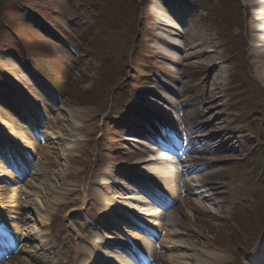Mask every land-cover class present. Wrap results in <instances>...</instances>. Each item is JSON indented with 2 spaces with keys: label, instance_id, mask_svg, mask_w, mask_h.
Wrapping results in <instances>:
<instances>
[{
  "label": "bare ground",
  "instance_id": "1",
  "mask_svg": "<svg viewBox=\"0 0 264 264\" xmlns=\"http://www.w3.org/2000/svg\"><path fill=\"white\" fill-rule=\"evenodd\" d=\"M246 5H248L249 8L253 10V14L251 16V22L249 25L250 28V44H251V64L254 67V72L258 76L260 80L264 81V0H243ZM167 6L164 7V9L160 10L156 6H152V12L157 18L158 24L164 26V28L169 29L170 26H172V21L170 20V17L173 16V12L169 8L170 12L167 10ZM187 21V22H186ZM186 21H180V28H182V31L177 28V31H173V38L170 39L171 46L169 47L170 52L174 55V62L181 64L186 61H195L199 59L205 58V60H208L209 63H212L211 66H208L209 69L207 70L208 79L207 82L210 87V93L212 95L219 94L220 93V86L222 84V74L225 72L223 65V60L217 57V47L216 46H208L210 43H212V39L210 38L209 34L207 32H203L201 25L196 24L192 18L186 19ZM166 26V27H165ZM167 32V31H166ZM204 35L209 41V44L206 45L203 39L201 37ZM208 47L210 49H208ZM197 67H200V64H197ZM150 95L153 97H156L157 94L153 90H150ZM179 96V94H178ZM147 103L143 104L146 105V113H150L154 117L155 120L162 119V124L167 126L174 125V119L170 117L171 112L167 110L166 107H164L161 103L157 102H151L152 100L147 99ZM58 112V111H57ZM30 113V112H29ZM31 114V113H30ZM95 114L90 113V116L85 113L83 115L81 112H79L78 108H70L66 109L64 106L59 109V112L56 116V121L58 123H61V127L56 135L55 138H53L55 141L60 143L59 145L62 147L63 150H68V146L70 145V142L72 139L79 137L76 136L77 134H89L91 130H89L86 127L81 128L80 123L83 122V120L87 119L89 121V118L93 119ZM145 117V116H144ZM2 118H6L9 121H12V118L7 114V112L0 110V120ZM82 118V119H81ZM143 118V115H142ZM143 120V119H142ZM164 120V121H163ZM186 118L184 117H176L175 121L178 122L179 127H176L172 130V133L178 135L182 141L185 143H189L193 146L192 152L195 154H211L210 151H216V150H233L234 145L230 143V140L228 138L229 134H226L224 131L219 130L218 128L214 127L216 123H213L212 128L206 129L204 132V135H198L200 124L195 123L194 126H189L185 124ZM217 121V120H216ZM164 122V123H163ZM4 126L2 123L0 124ZM16 125H9L8 127L4 126L6 130L8 131L9 135L12 137L15 131ZM166 130L168 133H171V129L166 127ZM203 128L200 130L202 131ZM20 139L17 141V145L19 146H26L28 144V140L25 138V135L22 132H19ZM133 136L139 137L141 136V133H132ZM171 138V136H170ZM9 139V138H7ZM77 140V139H76ZM11 144L10 142H7V145L9 146ZM178 145V144H176ZM48 146L43 147V151L46 152ZM82 147H78V149L74 150L75 152H78V150H81ZM81 152V151H80ZM82 152H88V149H83ZM53 153V150L51 151ZM44 158L47 163H49V157L46 156V153L44 154ZM156 156V155H155ZM157 159H160L164 161L163 158L155 157L154 159H148V161H135L133 164H131V168L137 170L139 168V163L143 162H152L156 161ZM205 159L203 158H197L196 161H203ZM183 163V162H181ZM143 173L153 179V178H174L176 180L179 179V176L177 172H175L171 168H164V167H153L151 170L150 168H141ZM182 170H184L183 173L186 174L185 177H183V183L185 184H191L193 189L189 191V195L192 196L194 199H192L193 203H196L198 206L203 207L202 204H214V196H219L224 194L227 189V182H223L219 184L218 186L216 184H212L211 181H207V174L202 175L203 171L198 169H190L185 164L182 166ZM47 172V169L42 168L41 165L36 164L35 165V171L33 176H42L44 173ZM133 172V171H132ZM129 171H116L114 174H111L110 178L108 176V173L102 169L99 172H94L91 174L92 183L89 187L84 188L81 190L82 193H85L89 198L93 194L95 197V200L92 199L96 205L100 206L101 210L105 208H110L113 206L115 199H119L122 201H125L126 199H131L130 197L126 196L125 198H118L116 196V192L112 191V194L108 196L107 194H101L99 192L93 191L92 185L97 180L99 175L102 177H107L110 179V182H107L108 179H99L106 181L104 184L100 185H110V186H117L119 185V179H124L125 181H130L134 184L135 189L138 193L144 194V192H148V187L142 184L140 181L136 180V178L130 174ZM134 175H139L135 171L133 172ZM59 174V173H58ZM5 176V174H2ZM202 175V176H201ZM59 177L62 178V175H59ZM143 178V177H141ZM12 179V178H11ZM99 182V181H98ZM121 184V183H120ZM45 184L42 183L40 187H33L30 184L26 185L28 189H31L29 187H33V189L39 188V192H28L26 196L27 201H25L24 208H29V206H32L35 208V211L39 214V220L43 223L51 210V206L56 201L57 195L62 192L60 185H55L53 183L50 185V187L45 188ZM212 186V187H211ZM177 187V185H176ZM57 188V189H56ZM21 189V188H20ZM24 189V188H23ZM32 190V189H31ZM132 190V189H130ZM33 191V190H32ZM133 192H136L135 190H132ZM177 191V188H176ZM54 192H56V195H54ZM46 197H52L54 198L53 201L47 200ZM7 199L9 197H6L5 195H0V204H2L1 210H9L11 207L7 204ZM171 199L174 200V197L171 196ZM77 201H81L79 199H76ZM74 201V200H73ZM134 201V200H133ZM5 202V203H4ZM12 202V201H10ZM93 202V203H94ZM4 203V204H3ZM123 204H126L123 203ZM66 205V204H63ZM137 205V202H136ZM143 205V204H142ZM50 206V207H49ZM99 208H97V211H99ZM105 207V208H104ZM127 207L133 208L135 211L139 213L141 216L144 217V224L154 230V229H160L163 230L166 225H169L171 229L167 231L169 241L168 243L171 244L172 249H175L177 246L183 247L187 250L185 252H191L192 250H195V245L192 242L187 247H184V244H189L187 242L181 243L179 242L175 237H180V235L185 234L186 232H191L193 235H199L202 231L201 225H196V218L192 216V213L189 212V216L191 219L189 221H185L184 219L177 218L176 215L173 213H169L165 217L159 214L157 211H148L143 210V208L137 209L136 207H132L131 203H127ZM137 207H139L137 205ZM143 213V214H142ZM0 214H2L0 212ZM160 218H163V224L160 222ZM92 221L91 220V224ZM153 221L157 222V224H154ZM43 227V225H42ZM26 233H21V230L18 228L19 236H17V245H22V248H16V264H47L45 261L46 255L48 252L46 251L47 246V236L44 232V229L41 231H25ZM30 229V228H28ZM27 229V230H28ZM198 237V236H197ZM195 236V238L197 239ZM141 245L146 248L147 250H151V246L145 241V239H140ZM82 246H79L81 248ZM178 251L179 249H175ZM181 250V249H180ZM85 253L90 256L91 253L88 251H85ZM202 253H205L202 251ZM177 258L181 262L179 264H191L189 263V259H186L185 253L182 254V251H180ZM193 254V253H192ZM207 254L206 259L202 260L200 263L196 264H209L208 261H215L216 264H224L225 263V256L221 253H205ZM264 247L261 248L259 256L261 259H263L264 262ZM83 255V251H82ZM106 260L110 264H129L128 262L123 261L121 258H119L115 254H106L104 252ZM195 256V255H193ZM85 262H88V260H85ZM107 264V263H106Z\"/></svg>",
  "mask_w": 264,
  "mask_h": 264
},
{
  "label": "rangeland",
  "instance_id": "2",
  "mask_svg": "<svg viewBox=\"0 0 264 264\" xmlns=\"http://www.w3.org/2000/svg\"><path fill=\"white\" fill-rule=\"evenodd\" d=\"M64 1V0H62ZM156 1L157 0H143V3L145 4L144 7H141L139 2H136V7L137 9H139L140 11L143 12V15H141L142 19L140 20L139 18H137V20L140 22V24H143L144 27H149L148 21H150L148 19V17L151 19V17L153 18V12H152V6L156 5ZM212 2L214 0H211ZM239 1V3H238ZM236 2L237 8L239 10V12L242 15V19L244 21V34L245 35V42L247 43V46L250 45V34H249V25H250V17H251V11L248 7V5H246L244 3L243 0H238ZM189 3L192 2L194 3L192 0L188 1ZM56 4L59 3V0L57 2H55ZM104 7V8H103ZM103 7L101 8V10L105 13V10H107L109 8V10H111L112 7H115V4L112 2H108L107 4H104ZM206 9H209L207 7H205ZM206 9H204V13L205 15H208L210 12L207 11ZM224 7L221 9V13L223 12ZM211 10V9H209ZM43 14L42 17L47 18L50 22L56 24L60 30H65V25L63 26V22L60 21L59 19H62L63 13H65V9L61 10L62 13H60V16L55 17L53 14H51V12L49 13L48 11L43 9ZM121 13L119 15V18L122 17V15L126 14V9L123 7L121 9ZM203 13V12H202ZM64 15H66L69 18L73 17V11L72 10H68ZM209 18H207L208 20V26L210 28V23L212 22V16L214 18V20L216 19L214 14L208 15ZM140 17V18H141ZM114 19V16H113ZM21 17L20 16H16V15H12L9 18V23H11V27H15V33L17 35V38L19 40H23V41H28L29 43L32 44V46L36 49L42 50L45 53L47 52L48 55L55 57V55H57L59 58H62V56L65 54V48L66 46H61L58 47L56 45H52L51 43H48L47 41L43 40H39L37 39V37L34 35V32L23 23V21L21 22ZM152 21V20H151ZM122 22L125 23V26L127 25H131L132 24V20L129 19V21H124V19L122 20ZM208 26H205V29L207 30ZM150 28V27H149ZM209 30V29H208ZM247 33V35H246ZM233 34H237V31H234ZM209 35L211 37L216 38L217 37V33L214 30V27L212 29L209 30ZM154 46V44H153ZM228 49V47L226 48V50ZM250 50L247 49V53L245 55V61H246V66L245 68L241 69L240 68V64L239 63H234L231 64L229 66V71L227 70V79L225 80L224 83V87L226 86V90H228L229 88V93L232 92V85L235 86H239L242 85V81L241 80H245L249 77H254L255 72L253 70V65L250 63L251 59L249 57L250 55ZM160 61H156V63L159 65ZM98 64L95 63V61H91V59H87L84 60L81 66V70L83 74V77H81L82 81H81V87L80 89H88V88H92L94 87L95 84V80L97 79L98 76ZM34 66L32 65V63L30 62V60H28L27 58L22 59V61L17 60L16 57L11 53V52H0V110L7 112V114L12 118V121H9L6 118H2L0 120V124L2 123L4 126L8 127L9 125L15 123L14 119H13V115H12V110L14 108L17 107V105L15 104V93H19L21 95H24L25 92H29V94L34 95L33 92L35 89V86L32 84V79L30 78V71L33 74V78L35 77V70L33 69ZM160 70L162 69H166L168 68L165 64H160L159 65ZM164 71V70H162ZM165 72V71H164ZM29 73V74H28ZM31 74V75H32ZM251 75V76H250ZM18 77L22 78L19 79ZM257 77V76H256ZM196 79V78H195ZM258 79V77H257ZM260 80V79H259ZM84 83V84H83ZM260 83V82H259ZM260 84H263L262 81ZM228 86V88H227ZM194 90V89H193ZM24 97V96H23ZM70 100H72L70 98ZM69 106H74L79 108V106L76 105V103L74 102H69ZM189 103H187V105L183 106V107H187ZM66 106V105H65ZM68 108V106H66ZM92 110V112H94L96 114V119H95V123L93 125V127H95V134L99 133V123H100V116H102V114L97 111L95 108H90ZM83 115H85V111L82 110L80 108L79 110ZM223 111V110H222ZM56 113V112H55ZM54 113V114H55ZM53 115H50L49 117H54ZM82 119V118H81ZM84 124L85 122H87V119L83 120ZM93 123V122H91ZM82 124V125H84ZM60 125L58 124H53V122H49L47 124V127L42 129L43 131H45L48 134H56L57 132V128H59ZM87 127L88 124H86ZM4 126L0 125V130L3 133H8V131L4 128ZM20 131V130H19ZM19 131L16 130V132H14V139L17 141L18 139H16L19 136ZM44 132V134H46ZM60 143H58L57 141H55L54 139L52 140H48L47 142L45 141L44 145L48 146V153L47 156H49L50 159V164L47 168V172L44 173L45 175L42 174L41 178L35 179L33 181H31L30 184L33 185H40L41 183H44L47 187H49L50 185H52L54 182L55 184H61V186H68L70 187V185H72L75 188L76 185L79 184V180L74 178L78 173L84 171L86 168H89V171L92 170L94 168V164L96 162V160H99L98 156L96 155V147H94V143L93 141L90 142L89 147L91 148L92 151H90V156L88 158L87 154H85V152L82 153H77L73 150V148L76 147L75 144H71L68 146V150H63L62 147L59 145ZM88 146V145H87ZM53 148V149H50ZM42 149V148H41ZM39 149V150H41ZM78 149V148H77ZM84 149V147L81 150H78V152L82 151ZM53 150V153H51V151ZM90 150V149H89ZM42 152V150H41ZM39 154V152H38ZM130 156H135V160H141L142 158H144L146 156V154L142 153V152H138V151H132V152H127L125 153V155L121 158H119L121 162L124 163H132L131 161H128V157ZM39 157L41 158V156L39 155ZM79 158H83L82 160ZM85 160H87V162H85ZM101 162V160H99ZM44 162V165L46 164V161H42ZM43 166V164H42ZM59 173V174H58ZM230 173V172H229ZM229 173H226V176H229ZM2 172H0V195L1 194H6L8 196L12 195V192L18 188H20L21 186H16V185H11L8 184L6 182V180H4V177L2 176ZM59 175H62V178L59 177ZM54 179V180H53ZM61 179V180H60ZM53 180V181H52ZM159 182H161L163 185H165L166 187L170 188V186L173 184L175 185L176 183L170 182V183H164L163 181L159 180ZM234 185L236 186H240L242 187L241 184H239L238 182H235ZM45 186V188H46ZM13 190V191H12ZM258 202V200H257ZM261 202H264V199H261ZM225 209L224 205H221L219 208H216L215 211H223ZM224 212L219 213L221 216H224L223 214ZM67 214H69V211L64 210L62 212V216L67 217ZM233 215V214H232ZM23 217L22 220H25L27 222V225L29 228L33 229H37L39 227H41V224L39 222V218H38V214L35 212V210H33V207H30L29 211H27L26 213H23L22 211L16 210L15 211V218L19 219L20 217ZM64 222V221H63ZM63 222L59 223L62 224ZM201 223L202 226V232L206 235H210L211 234V229L216 230V228L221 227V224H216V223H208L205 221L200 220L199 221ZM14 223L13 225H18L17 222L12 221L11 224ZM250 223V221H249ZM196 225H198V223H195ZM11 225V226H13ZM220 225V226H219ZM199 226V225H198ZM59 227V226H58ZM60 228V227H59ZM175 261V260H174ZM7 264V263H6Z\"/></svg>",
  "mask_w": 264,
  "mask_h": 264
},
{
  "label": "trees",
  "instance_id": "3",
  "mask_svg": "<svg viewBox=\"0 0 264 264\" xmlns=\"http://www.w3.org/2000/svg\"><path fill=\"white\" fill-rule=\"evenodd\" d=\"M21 0H0V19H4L6 12H12L10 7L17 6ZM25 8L26 11L28 10L31 13H34L32 8L26 7V4L22 7ZM10 9V10H9ZM11 38L8 36L5 30L0 29V47H5L9 44Z\"/></svg>",
  "mask_w": 264,
  "mask_h": 264
}]
</instances>
